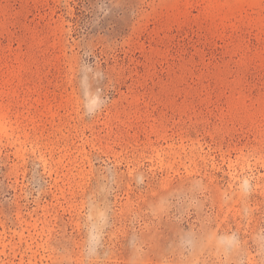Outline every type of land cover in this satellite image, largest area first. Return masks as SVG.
I'll use <instances>...</instances> for the list:
<instances>
[{"label":"rangeland","instance_id":"obj_1","mask_svg":"<svg viewBox=\"0 0 264 264\" xmlns=\"http://www.w3.org/2000/svg\"><path fill=\"white\" fill-rule=\"evenodd\" d=\"M0 264H264V0H0Z\"/></svg>","mask_w":264,"mask_h":264}]
</instances>
